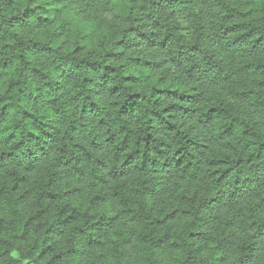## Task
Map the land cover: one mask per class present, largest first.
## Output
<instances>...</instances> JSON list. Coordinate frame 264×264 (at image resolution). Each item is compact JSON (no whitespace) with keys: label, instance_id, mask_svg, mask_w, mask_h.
<instances>
[{"label":"clouds","instance_id":"1","mask_svg":"<svg viewBox=\"0 0 264 264\" xmlns=\"http://www.w3.org/2000/svg\"><path fill=\"white\" fill-rule=\"evenodd\" d=\"M0 264H264V0H0Z\"/></svg>","mask_w":264,"mask_h":264}]
</instances>
